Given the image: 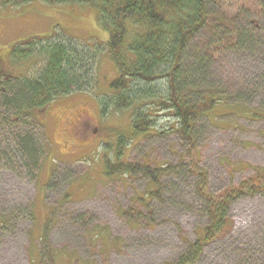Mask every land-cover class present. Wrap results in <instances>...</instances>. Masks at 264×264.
<instances>
[{
    "label": "rangeland",
    "instance_id": "1",
    "mask_svg": "<svg viewBox=\"0 0 264 264\" xmlns=\"http://www.w3.org/2000/svg\"><path fill=\"white\" fill-rule=\"evenodd\" d=\"M207 2V26L190 49L197 52L210 38L215 41L217 30L230 35L186 91L192 104L211 92L221 96L220 104L194 121L195 156L169 130L175 121L165 114L156 113L150 136L132 137L128 111L102 112L117 75L107 54V32L90 8L41 2L0 7V84L36 76L43 66L38 56L11 63L12 47H39L51 38L71 42L73 71L84 84L80 92L28 119L14 117L10 129L0 130V264H168L208 224L193 167L212 195L263 184L264 0ZM165 85L155 83L163 91ZM17 136L28 137L27 150L32 146L34 154H22ZM118 137L129 141L122 162L169 168L159 198H145L154 187L142 175H102L103 155L116 160ZM129 209L136 220L126 214ZM228 219L227 232L196 264H264V193L235 199Z\"/></svg>",
    "mask_w": 264,
    "mask_h": 264
},
{
    "label": "trees",
    "instance_id": "2",
    "mask_svg": "<svg viewBox=\"0 0 264 264\" xmlns=\"http://www.w3.org/2000/svg\"><path fill=\"white\" fill-rule=\"evenodd\" d=\"M33 2H41L50 7L84 5L90 8L95 14L96 24L107 32V54L117 75L109 84L112 94L101 105L102 112L107 107L128 111L132 137L150 136L156 113L165 114L175 121V126L169 130L177 134L195 156L192 134L194 121L200 116H206L220 104L221 96L211 92L203 101L192 104L187 100L186 91L198 82L197 75L209 67L213 54L218 52L216 45L230 35L217 30L215 41L212 42L210 38L208 44L201 46L197 52L190 49L207 26V0H0V7L17 8ZM236 38L240 39L238 35ZM42 42L39 47L35 44L26 47L16 45L10 50L9 59L13 64H21L38 56L43 66L36 76L4 79L0 84V130L10 129L14 117L28 119L33 111H40L57 99L84 88L73 71L75 49L71 42L52 38ZM158 81L166 83L164 91L155 87ZM8 111L12 118L8 116ZM118 138L114 151L117 161L103 155L102 175L106 178L142 175L154 187V190L145 194V198H159L161 179L169 168L122 162L120 156L127 149L129 141ZM14 141L23 155L34 154L36 151L30 152L32 146L27 150L30 145L28 137L17 136ZM192 170L201 178L197 185V195L206 204L208 224L188 244L187 249L168 264H196L204 249L227 232L231 203L245 195L264 193L263 178V184L245 185L238 189L229 187L222 193L212 195L206 191L202 173L198 172L196 166ZM145 198L139 197L137 202L148 210ZM126 214L136 220L137 215H134L132 209L126 211ZM49 227L47 224L42 232L44 241ZM46 257L50 258L48 253Z\"/></svg>",
    "mask_w": 264,
    "mask_h": 264
},
{
    "label": "bare ground",
    "instance_id": "3",
    "mask_svg": "<svg viewBox=\"0 0 264 264\" xmlns=\"http://www.w3.org/2000/svg\"><path fill=\"white\" fill-rule=\"evenodd\" d=\"M100 73V72H99ZM97 91V90H96ZM224 235V234H223Z\"/></svg>",
    "mask_w": 264,
    "mask_h": 264
}]
</instances>
